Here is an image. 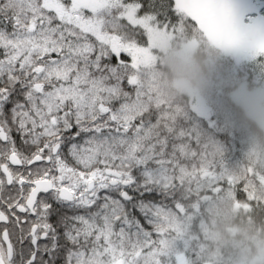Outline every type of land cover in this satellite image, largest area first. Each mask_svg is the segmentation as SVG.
Returning <instances> with one entry per match:
<instances>
[{"label": "snow or ice", "instance_id": "6c2138e0", "mask_svg": "<svg viewBox=\"0 0 264 264\" xmlns=\"http://www.w3.org/2000/svg\"><path fill=\"white\" fill-rule=\"evenodd\" d=\"M185 34L264 71V0H0V264H202L201 203L251 193L158 84Z\"/></svg>", "mask_w": 264, "mask_h": 264}, {"label": "trees", "instance_id": "16d2710c", "mask_svg": "<svg viewBox=\"0 0 264 264\" xmlns=\"http://www.w3.org/2000/svg\"><path fill=\"white\" fill-rule=\"evenodd\" d=\"M193 40L197 46L190 58H182L180 50ZM156 58L157 81L166 94L184 101L200 99L226 122L230 136L225 162L237 167L251 193L244 197L225 190L201 203L197 231L202 264H264V128L232 96L242 86H262L264 71L249 72L195 34L172 36L167 49L158 48Z\"/></svg>", "mask_w": 264, "mask_h": 264}, {"label": "rangeland", "instance_id": "374dc122", "mask_svg": "<svg viewBox=\"0 0 264 264\" xmlns=\"http://www.w3.org/2000/svg\"><path fill=\"white\" fill-rule=\"evenodd\" d=\"M171 37H172L171 35L168 36L163 42H161L158 45V48L167 49L170 46ZM196 46H197V41L193 40V41L188 42L180 50L179 52L180 56L184 59H189ZM219 48L225 54L231 56L236 63H241V62H238L230 52L226 51L225 49L221 47ZM181 82H184L185 84H187L189 88H191L190 85L186 83L185 81H180V83ZM232 96L238 103H240L245 108L247 113L251 117L256 119L264 128V84L262 86H259L251 90L242 86L238 88L237 90H235L232 93ZM195 102L202 104V105L206 104L200 99H196Z\"/></svg>", "mask_w": 264, "mask_h": 264}]
</instances>
